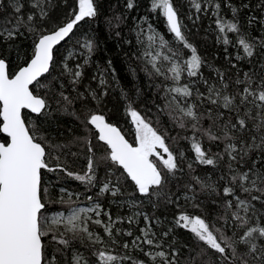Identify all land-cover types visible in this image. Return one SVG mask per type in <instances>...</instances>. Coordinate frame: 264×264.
Masks as SVG:
<instances>
[{"label":"snow or ice","instance_id":"snow-or-ice-1","mask_svg":"<svg viewBox=\"0 0 264 264\" xmlns=\"http://www.w3.org/2000/svg\"><path fill=\"white\" fill-rule=\"evenodd\" d=\"M0 264H264V0H0Z\"/></svg>","mask_w":264,"mask_h":264},{"label":"trees","instance_id":"trees-1","mask_svg":"<svg viewBox=\"0 0 264 264\" xmlns=\"http://www.w3.org/2000/svg\"><path fill=\"white\" fill-rule=\"evenodd\" d=\"M93 27L99 29L98 35L100 39L101 49L103 50L106 48H112L113 50H115L114 41L108 39V32L105 26L103 24H94ZM100 55H103V51L100 53Z\"/></svg>","mask_w":264,"mask_h":264}]
</instances>
